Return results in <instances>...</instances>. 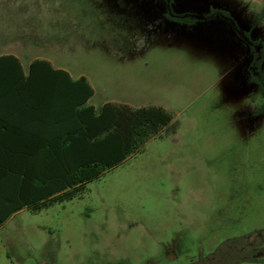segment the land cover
<instances>
[{
  "label": "rangeland",
  "instance_id": "rangeland-1",
  "mask_svg": "<svg viewBox=\"0 0 264 264\" xmlns=\"http://www.w3.org/2000/svg\"><path fill=\"white\" fill-rule=\"evenodd\" d=\"M174 2L178 13L226 11L256 43L264 72V0ZM161 3L53 0L47 9L3 11L9 17L0 20V54L21 53L20 31L33 30L37 40L28 48L72 78L87 76L98 111L108 100L161 106L176 127L148 140L83 194L11 215L0 227V264H143L167 256L197 264L227 248L225 242L235 239L237 249L255 238L247 234L264 230V121L261 132H251L247 114L260 95L245 93L242 80L251 50L221 18L181 27L163 18ZM163 30L189 42L203 39L195 67L160 53L165 49L154 36ZM217 49L228 54L222 62L215 60Z\"/></svg>",
  "mask_w": 264,
  "mask_h": 264
},
{
  "label": "trees",
  "instance_id": "trees-1",
  "mask_svg": "<svg viewBox=\"0 0 264 264\" xmlns=\"http://www.w3.org/2000/svg\"><path fill=\"white\" fill-rule=\"evenodd\" d=\"M166 18L188 27L221 18L251 50L249 81L260 92L264 112V72L256 43L230 15L178 13L174 0ZM93 88L83 76L73 79L46 59H36L25 73L19 59L0 56V227L15 212L33 211L83 194L86 185L140 151L151 138L172 127L173 115L160 106L88 104Z\"/></svg>",
  "mask_w": 264,
  "mask_h": 264
},
{
  "label": "crops",
  "instance_id": "crops-1",
  "mask_svg": "<svg viewBox=\"0 0 264 264\" xmlns=\"http://www.w3.org/2000/svg\"><path fill=\"white\" fill-rule=\"evenodd\" d=\"M51 1H53V0H0V20L1 19L6 20L9 17V16H5L3 11H6V10L9 11L11 9H15V7H16V9L20 10V8H23L24 5H26L28 7V9H30V10H36V9H42V8L47 9L48 7H50L49 4ZM17 5H19V6H17ZM161 5L163 6V8H161V9L164 10V12L162 13V16L165 20L169 21L166 18L165 4L162 2ZM132 6H139V5L132 4ZM145 9L149 10L150 8L146 7ZM149 15L151 16V13H149ZM22 20H24V19H22ZM22 20L20 19V21H22ZM21 25L23 26L24 24H21ZM178 26H180V25H178ZM181 27H184V26H181ZM170 32L171 31H169V30H167V31L163 30V31L159 32L160 33L159 36H157V37L154 36V40L156 41V43L158 42L157 46L159 47V49H165L164 51L159 50V51H162L160 53H162V55L164 57L169 55L172 58L180 57V58L189 59L188 60L189 61L188 62L189 67H195L197 65L198 61L193 60V59H198V57H203V55L201 54V53H203V51L202 50L197 51L201 46H202L201 47V49H202L203 46L205 45V42L203 41V39H201V38H193V39L190 38V42H189L187 38L182 39L180 37L179 33H177V34L175 33L174 35H172V33H170ZM19 35L21 37V40L25 43V45L22 46V52L21 53H13V52L9 53L8 52V53L0 54V56L1 55H13V56L17 57L19 59V61L21 62V65H22L24 72L26 73L28 71L29 65L31 64L32 61H34L36 59H45V58L43 55H37V53H34V51L31 50V48H28V45H26V44H28V42H31V39L37 40L35 38V36H37V32L30 30V29L29 30L27 29V31L21 30ZM156 35H157V33H156ZM0 41H2L1 38H0ZM214 44H217V43L209 42L208 46H213ZM219 44H223V43L221 41H219L218 46H219ZM223 45H228V44L224 43ZM229 50H230V48L226 49L227 52H229ZM154 53L156 54L157 52H154ZM230 54H232V53H230ZM227 56H228V54L226 52H223V51L218 50V49L214 53V57H215V60L217 62H222V59H224V57L227 58ZM230 56H232V55H230ZM22 59H24L25 63H23ZM194 63H195V65H194ZM186 64H187V62H186ZM235 65H237V64H235ZM249 67H250V60L248 61L247 66L242 67V77H243L242 80L244 81L243 82L244 83L243 84L244 90H245V93H248L249 95H251V93H255L256 96H258V94L260 95L258 87L249 81ZM55 68L63 69L69 73V71L64 69V68H60V67H55ZM79 77H81V75L77 76L76 78H73V79H78ZM83 77H85L87 79L88 83L93 88V85H92L90 79L87 76H83ZM255 88H257V89H255ZM93 91H94V93H93V96H94V94H95L94 88H93ZM256 92H258V94ZM93 96L88 101L89 105H92L91 100H92ZM105 103L124 104V105H128L130 107L136 106L135 108L140 107V106H138L140 104H134L135 105L134 106L133 104L126 102V101H121V102L115 101V102H113L112 100H110V101L108 100V101L104 102L103 104H105ZM261 103H262V98L260 95V98L257 101V103H255V105L250 104V108H249V112L247 114V117L250 118V125H251L250 130L252 133L257 132V130H259V127H260L259 131L261 132V128H262L261 123L264 121V112L262 114L254 116V117L252 116V113L259 108ZM92 106H94V105H92ZM147 106H156V105H147ZM257 120H259V121H257Z\"/></svg>",
  "mask_w": 264,
  "mask_h": 264
},
{
  "label": "flooded vegetation",
  "instance_id": "flooded-vegetation-1",
  "mask_svg": "<svg viewBox=\"0 0 264 264\" xmlns=\"http://www.w3.org/2000/svg\"><path fill=\"white\" fill-rule=\"evenodd\" d=\"M251 234L255 236L252 241H248L236 249L234 247L236 244L235 239L229 240L225 242L229 245L227 248L219 247L213 254L205 257L201 256V258L199 257L197 259V264H213V262H215V264H230L234 259H237L240 264H249V261L264 259V244H262L260 240V236H264V230L252 232L247 235L250 236ZM225 243L223 245H226ZM224 249L227 251L222 253ZM174 261L175 258L167 256L164 261L149 259L143 264H175Z\"/></svg>",
  "mask_w": 264,
  "mask_h": 264
}]
</instances>
